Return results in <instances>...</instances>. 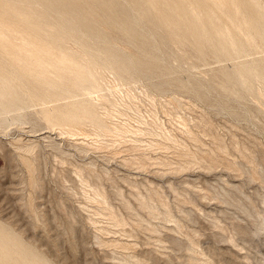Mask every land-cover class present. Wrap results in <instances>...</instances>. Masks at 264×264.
<instances>
[{
	"label": "rangeland",
	"instance_id": "obj_1",
	"mask_svg": "<svg viewBox=\"0 0 264 264\" xmlns=\"http://www.w3.org/2000/svg\"><path fill=\"white\" fill-rule=\"evenodd\" d=\"M234 2L255 36L246 0ZM157 31L162 64L179 61L157 78L110 64L116 75L74 39L56 44L97 66L93 89L22 79L0 53L1 74L23 93L21 110L0 113V230L16 251L40 264H264V79L220 91L241 65L264 62V41L200 54ZM79 104L91 119H61Z\"/></svg>",
	"mask_w": 264,
	"mask_h": 264
},
{
	"label": "bare ground",
	"instance_id": "obj_2",
	"mask_svg": "<svg viewBox=\"0 0 264 264\" xmlns=\"http://www.w3.org/2000/svg\"><path fill=\"white\" fill-rule=\"evenodd\" d=\"M202 1L201 4L197 0H0V53L4 57L8 52L12 53L6 56H14L15 60L12 61L21 68L22 79L32 77V80L48 83V87L52 85V88L70 82L76 90L85 86L93 89L97 82L95 84L92 71L97 66L91 65L90 57H85V51L81 54L87 61L89 59L88 64L56 48V44L66 39L76 40L82 48L83 44L86 45L89 55L101 62L100 67L110 68L117 72L116 75H121L120 71H134L136 74L142 71L156 78L170 72L166 71L167 68H179V61L173 67L162 64L167 43L159 47L164 37L157 30L165 31V36L172 38L171 41L191 42L200 54L205 49H210L216 55L239 54L246 47L254 46L256 36L264 41V3L246 0L247 12L252 15L249 23L256 28L255 36L248 38L245 29L249 25L243 21L247 19L241 15V7L235 4L236 1ZM14 20L22 25V39L18 45L14 43L16 40L11 39L16 34L13 32L19 30L10 27L9 23ZM221 21L225 22L223 26L219 24ZM110 26L119 30L127 45L122 46L116 41V36L111 35L113 30ZM12 33L14 36L10 35ZM140 43L148 44V48H139ZM114 63L120 71L109 66ZM262 73L264 62L243 64L231 74L233 79H227L230 87L222 86L220 91L227 96L233 93L232 87L235 86L250 91L252 79H264ZM14 79L18 81L20 78L17 76ZM11 82L0 70V113L21 110L19 96L22 89L19 84ZM67 86L63 88L69 90ZM197 88L211 89L204 83H200ZM90 115L79 104L70 106L61 119L74 122L83 117L91 119ZM46 119H49L48 115ZM51 121H54L53 118ZM12 246L10 236L0 230V264L41 263L27 247L21 246L22 250L16 251Z\"/></svg>",
	"mask_w": 264,
	"mask_h": 264
}]
</instances>
